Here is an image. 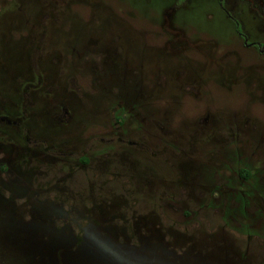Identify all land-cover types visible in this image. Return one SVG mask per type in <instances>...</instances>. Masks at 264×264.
I'll list each match as a JSON object with an SVG mask.
<instances>
[{
	"label": "rangeland",
	"instance_id": "374dc122",
	"mask_svg": "<svg viewBox=\"0 0 264 264\" xmlns=\"http://www.w3.org/2000/svg\"><path fill=\"white\" fill-rule=\"evenodd\" d=\"M225 2L0 0V264H264V0Z\"/></svg>",
	"mask_w": 264,
	"mask_h": 264
},
{
	"label": "flooded vegetation",
	"instance_id": "af4514ba",
	"mask_svg": "<svg viewBox=\"0 0 264 264\" xmlns=\"http://www.w3.org/2000/svg\"><path fill=\"white\" fill-rule=\"evenodd\" d=\"M180 3H182V1L183 0H178ZM187 1V0H186ZM220 3L222 4V7H223V9L224 10H226V6H225V0H220ZM228 14H231V13H228ZM170 21H167L165 24H163V27H164V29H166V31L167 30H170V31H173L172 33H175V32H178L180 35L178 36V37H176L175 39H170V40H168L169 41V43L167 44L168 45V47H170V49H171V51L169 52V53H172V52H174V53H183V52H185V49H186V47H184V45H182L181 43L183 42V39L186 37L187 38V40L188 41H191L190 40V38H188V36H187V34H185V32H183L182 30H180V29H177V27H173V26H171L170 25V23H169ZM236 22L237 23H240L238 20H236ZM239 32L241 33L240 35L242 36V38H244V40H247L248 38H247V36H245L244 35V32H243V30H242V28H241V26H240V28H239ZM186 35L185 37H184V35ZM192 40H193V38H191ZM167 41V42H168ZM194 41H199V45H200V49H201V52L203 53V54H207V53H209V52H204L203 51V45L205 44V41H204V39H202V38H199V40H193L192 42H190V43H194ZM204 42V43H203ZM117 43H119V42H117ZM173 44H181L180 46H176L175 48H173ZM172 48H173V50H172ZM189 49V48H188ZM199 49V50H200ZM210 61V60H209ZM212 61V60H211ZM142 68H144L143 66H141ZM183 74H184V72H183ZM144 79V78H143ZM198 81H200V79H198ZM200 86H201V83L199 84ZM65 113L66 114H69V116L70 117H72L71 115H70V113H68V110H66L65 109ZM239 138V137H238ZM85 161V160H84Z\"/></svg>",
	"mask_w": 264,
	"mask_h": 264
}]
</instances>
